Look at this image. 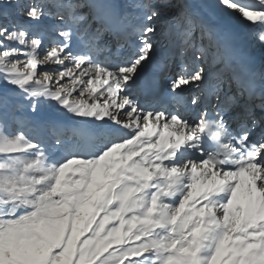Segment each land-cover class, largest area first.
I'll return each mask as SVG.
<instances>
[{
  "label": "rangeland",
  "instance_id": "obj_1",
  "mask_svg": "<svg viewBox=\"0 0 264 264\" xmlns=\"http://www.w3.org/2000/svg\"><path fill=\"white\" fill-rule=\"evenodd\" d=\"M56 1L68 7L66 8V10H69L66 15L68 18H65V13H62L58 15V18L51 19L49 7L47 4L41 6V0H30L27 8L24 5V0H21L22 4L20 0H0V6L9 9L2 20L4 23H0V36L11 39L13 37L18 45L17 51L0 54V102L1 106L5 99L13 104L15 102L20 105L24 104L22 113L5 120L8 126L13 128L14 124L18 122L16 118L20 119L19 117L22 116L25 119L22 126H15L11 130L13 133L8 142L12 144L13 151L20 149L22 152L20 153V159H13L11 165H14V162L16 163L15 171H23L24 167H29L27 169L32 170V172L26 174L21 172L20 178L17 175L16 179L15 177L11 179L12 183L8 187V190L12 191L11 194L0 196V264H145L147 258L135 253V249L141 247L138 241L140 235L137 234L134 238L129 232L131 223L139 231L141 227L139 221L128 218L130 216L128 215L125 218L129 220V223H124L122 227L119 226V223L125 219L124 217L120 221L111 220V218H116L119 211H107L105 213L103 210L104 206L110 204L111 199L108 198L110 196L113 198V192L106 196L103 202L100 200L103 199L105 192L109 190L110 184L113 183V166L116 165V168L124 167L126 177L129 179L127 183L141 182L138 181V175L146 173L151 178L152 188H150L148 194L145 193L141 201L136 203L135 208L141 210V216H147L146 212L150 211L152 205L155 204L157 211L154 217L168 221L165 229L160 230L165 234H168L174 225L179 222L182 214L169 227L174 221V214H178V211L174 207L173 209L169 207L172 205L168 204L170 202L164 201L163 195H153L151 201L149 200L150 194L156 188L160 190V184L171 174L179 176L176 166L171 168L165 165L158 166L159 164L150 163L147 160L148 155L152 154L153 151L157 153L158 145L155 147L156 149H147L140 146V144L149 146L152 138H160V135H156L149 138V143L141 142V134L144 135L146 131H149L145 126H150L153 124L152 122L157 124L155 121L161 117V114L146 115L139 118V115L135 114L129 96L124 94L117 100L116 92L118 90H116L114 84L109 85V77L91 61L88 51L86 57L69 56L68 51H64L65 48L69 49L70 45L80 46L90 36L94 39L97 38L99 33L97 27L93 29V23L88 20V17H83L87 15V12H85L86 6L77 10L82 4L79 3V0ZM118 1L127 8L128 14L132 16L131 20L129 19V24L134 26L139 20L143 22L140 39L145 46L162 47L166 41L174 36H176L175 39L178 42L182 41L184 43V40L187 39V42L180 48L183 57L182 61H180V56L178 57V71L176 70L177 75L174 86L180 87L181 90L189 88L186 92L194 90L198 77L196 81H193L195 77L188 75L192 74L193 76L198 71L202 72L212 62L215 65L216 56L214 55L216 50L214 43H210L208 38L200 35L202 29L195 30L194 21L187 19L182 14L183 11L178 8L177 3L172 0ZM229 1L233 3V6L237 5L236 8H241L238 12L243 15H241L242 17H246L252 12L257 13V11H261L260 9L264 10V0ZM12 4L15 6H12ZM250 9H256L257 11ZM185 10L187 11L186 8ZM219 11L226 14L222 7L219 8ZM239 14L237 16L240 17ZM15 16L18 20L14 19ZM229 16L232 17L230 14ZM60 19L63 21L70 20L71 24H59ZM89 22L90 28L88 26ZM241 22L244 21L241 20ZM183 25H186L184 29H182ZM187 26L194 29L193 34L190 36H187V33L190 32ZM46 28L48 32L45 34ZM16 33H23V36L17 37L18 34ZM60 34L64 35V39L60 37ZM65 34L69 41H67ZM197 38H199L198 44L202 45L194 51L196 64H186L187 60L191 58V52H193V46L197 43ZM48 40L58 41V43L42 47L41 44ZM99 57L96 58L99 59ZM184 64H186V67L183 68ZM231 88L230 80L223 79L218 86L217 96H219V92H222L220 99L228 98V91ZM28 100L33 102L37 115L33 113L34 111L31 113L27 107ZM90 105L93 110L89 109ZM112 108L113 110H125V112L121 111L125 119L121 120L122 124H119L118 128H125L127 132L131 130L132 134H135V131L140 132L138 125L144 124L140 127L144 130V133H136L135 136L139 144H135V140L130 141L129 144H110L111 154L106 161L89 157V154L76 155L75 157H69L68 160L66 159L67 156L63 155L59 161L50 160V157L53 156L52 152L58 150L59 147L58 143L53 140L47 142L41 138L42 135H47V128L50 127V124L58 126L56 123V120H58L59 126L64 129L68 126L67 123L73 125L75 123L74 119H78L81 122L85 121L86 125L92 122L94 126L101 128L99 126L103 125L96 120L105 118L94 110L100 109L103 112L112 110ZM77 111L82 113L85 118H77L74 113ZM4 113H6V109H4ZM105 121L110 123L107 122V119ZM25 123L33 124L35 131L43 128L46 133L43 132L40 135L37 133L35 140H33L32 134L27 135L26 133ZM163 123L165 125L163 127L169 126L171 132L176 129L174 128L176 127L175 124L181 126L177 121L171 119ZM158 131L159 133H165L161 129ZM179 136L173 137L184 143L186 134ZM21 145L25 147V150L21 148ZM63 145L71 153L72 145L67 146L66 143H61V146ZM125 146L126 148H124ZM103 148L100 146L98 149L103 151ZM75 151L77 152L79 149L77 148ZM25 153L27 156H24ZM154 157L152 155L153 160ZM65 165H67V168L63 170ZM70 167L72 168L71 171H69ZM192 168L198 167L192 166ZM189 169L190 166H186L180 170L186 173L184 179L189 180L190 186L187 191H179L182 194L181 201L185 199L184 194L186 192H192L195 187L197 188L206 183L205 178L201 177L199 168L196 169L193 175H190L189 171L185 172ZM102 170L104 172L102 176L95 175L97 171ZM244 172L253 184L260 177V171L257 167L244 168ZM87 173L89 174L87 175ZM222 178L224 179L222 182L236 180L233 172L225 173ZM213 179L219 180L218 176L212 175L209 181ZM91 180L95 183H91ZM66 182H69L72 188L66 186ZM29 183L32 184L27 186L26 184ZM31 190H33L32 193ZM69 192L75 193L67 196ZM173 192H175L174 188L166 191L165 188L163 189L166 200H168L167 196L170 195L171 197ZM244 193H246V190L237 189L232 196L223 197L225 202H221L224 206V208L222 207V211H224L222 213L213 210L219 202L208 206L207 212L202 208L195 210V223L190 216L191 222L189 225H193L185 228L184 238L191 245H194L193 247H195L199 234L206 236L208 240L213 239L216 246L219 244L218 247L227 241L228 253L221 264H236L235 262H238L240 255L246 252L244 245L250 244L251 249L248 250V255L253 257L254 260L243 262V264H264L263 229L258 227L246 228V224H242L239 234L236 229L232 233L227 231V229L230 230L231 225L234 227L232 223L238 222V220L230 219L228 214L233 215L235 212L236 203L232 204V199L236 195V202L240 201ZM194 196L195 193L187 200L186 206L189 201L193 200L196 204L191 207L190 212L198 206L205 207L200 205L202 203ZM116 198L124 201L126 196L124 194L116 196ZM96 199L97 203L95 204ZM158 202L159 204L161 202L167 204L158 209ZM119 205L117 203L118 210ZM175 205L176 203H174ZM239 205L237 203V207ZM212 206L214 207L211 208ZM109 225L117 228L108 230L106 227H110ZM150 244L151 249L149 251H155V255L149 258L148 264H177V260L174 258L180 257L173 255L171 251H168L167 256H162L158 249L157 240L152 241L151 239ZM205 256L207 260L204 264L220 262V255L218 254L214 261H210L213 253L205 252ZM172 260L173 262H171Z\"/></svg>",
  "mask_w": 264,
  "mask_h": 264
},
{
  "label": "bare ground",
  "instance_id": "obj_2",
  "mask_svg": "<svg viewBox=\"0 0 264 264\" xmlns=\"http://www.w3.org/2000/svg\"><path fill=\"white\" fill-rule=\"evenodd\" d=\"M89 1H90V3L93 6L92 9L94 10V14L97 17H99L100 15H98L97 11L100 10V8H103V6L102 5H96L97 0H89ZM202 1H205L206 4H208V5L210 4V5H214V6H217V7H222V9L226 11L227 15L229 16V14H230L232 17H230V16L229 17L230 18H234L233 20L236 21V22H241V20H242V21H244V24H248V23L255 24L257 21H260L261 23H264V13L263 12H257V13L256 12H252V13H249L246 17H242L243 15L241 14L242 15L241 16L239 14V12H238V11H240V9L239 8H236L235 7L236 5L233 6V4H230V3L228 4L225 0H202ZM180 2L183 3V5L187 9V11H192L194 9H197L198 6L203 11H205L204 8L202 7V5L199 3V0H193V1L192 0H180ZM97 7H99V8H97ZM108 8L110 9L111 12H114V4H108ZM197 14H198V12H197ZM238 14L240 15V17L237 16ZM207 15L208 16H211L209 13H207ZM112 17L113 16H111L110 19ZM215 24L217 25V22ZM205 26L210 27L209 25H205ZM225 27L226 28H229L227 26H225ZM117 33L122 34L121 32H117ZM224 38L226 40H229L230 39V37L227 34L224 35ZM69 49H68L69 51H71V50L74 51L76 49V50H78L77 53L80 52V49L82 50V48L79 45L78 46H76V45H70V48ZM87 51H88L89 54H92V52L90 50H87ZM221 53H222V50H221ZM223 55H224V57H223L222 61L218 65H221L223 63V61L226 62L228 60L227 59L228 56L226 54H224V53H223ZM97 56H100V55H97ZM230 56H231V62H232L234 60H237L239 58L240 54L235 49V50L232 51V53L230 54ZM218 60H219V58H217V60L215 59V64L218 62ZM253 66H255V64ZM225 67H226V65L222 66V68L220 69V71L223 70V68H225ZM252 81H254V77H250V82H252ZM80 106H82V105L80 104ZM74 113L77 116V118H79V119L85 118L84 115L82 113L78 112V111L77 112H74ZM112 116H114V117L117 116V118L119 120H122V119L124 120L125 119L124 115L121 112L118 115H117V112H114L112 114ZM74 120H75L74 121L75 123H73V125L72 124L70 125V124H68L66 122L67 125H68L66 127H68V128H74V129H69V130H75L76 131V135L78 137H81L82 136L84 138L83 141H82V143H84V144L90 143V141L88 140L90 136H89V133H87L88 131H86V128L87 127H91V128L93 127V129L90 131V133H92L94 135H98V139H100V138H107L109 134H113L115 132L116 133L117 132H121V133H125V134L127 133L128 134V132H127V130L125 128H121L120 127L121 128L120 129V128L117 127V129H114L115 130L114 131V130H112L110 128L103 129V126L97 125V126L101 127V128H98V127L94 126L92 124V122H89V124L86 125L85 121H82L81 122V120H78V119H74ZM56 123L58 124V127H60L58 120H56ZM189 123H191V122H188V124ZM107 124H110V123H107ZM152 125L153 124H151L150 126H147V125L145 126V128H147L149 131H146L144 135L141 134V142L143 141V143H149L150 142V139H149L150 137H153V136H156V135H160V138H161L163 136V134L165 135V133H159L158 128L156 127V125L154 127H152ZM175 126L176 127H174V128H176V129H173V131L170 134L172 137L173 136H176V137L179 136V135H176V132H178V133L180 132V136L187 133V129H185V132H184V129L181 126H179L177 124H175ZM206 127H207V125L204 124V123L200 124V126H199L200 130H202V131H205ZM162 129H165V128L163 127ZM205 132H206V134L209 133L208 130H206ZM216 132H217V134L219 135V137L222 140L228 139L227 138L228 133L226 131L224 133L223 130L221 129V127H218L217 126ZM173 139H174V144H173L174 145V148L180 150L181 148L184 147L185 142L182 143L180 140H177V138H174V137H173ZM194 139L196 141H198L200 138H199V136L195 135L194 136ZM95 143H96L95 141L91 142L90 146H93ZM161 143H165V142H161ZM190 143H192V142H190ZM251 145H253V144H251ZM157 148H158L157 149V153H155L153 151V153L151 154V155H154L155 156L154 157V160L152 159V162L157 163V164L160 165V164H162L161 161L162 160H165L164 157L165 156H168L169 157L170 156V153L168 151L163 150V147L162 146H159L158 145ZM67 152L68 151L66 149L56 150V151L52 152V155L53 156H51L50 160L59 161L63 157V155H68ZM84 155H85V153H84ZM249 155L255 156L256 153L255 152H250ZM225 156L229 160H232L233 162H240V155L237 154L234 151H227L225 153ZM208 159H210L211 161H214V160L217 161L216 158H213L212 157V153L208 157ZM88 167L90 168V165L89 164H88ZM254 167H257L258 170L260 171L261 168L263 167V164H258V165L254 166ZM152 170H153V168H152ZM232 172L235 174V178H236L235 182H232L231 180L226 181V182H222V180H224V179L222 178V176L221 177L218 176L219 180H217V179H213V180H210V181L208 180V182L206 181V183L201 184L200 186H198L197 192L195 193V196L194 197H196V198L198 197L197 199H199L200 202L202 203L200 205L210 206V205L215 204L216 202H219V203H217V206H220V207H223L224 208V206L221 204L222 201L225 202V200H224L223 197H225L227 195L232 196V194L237 189H242V190L244 189V191L245 190L247 191V186H246L245 181H246V179H249V178H248L247 174L244 172V168H235V169L232 170ZM88 174L89 173H87V175ZM215 177H217V176H215ZM138 178H141V179H143L146 182H150V183L152 182L151 181V178L146 173H140L138 175ZM193 178H195V177H193ZM202 178H205V177H202ZM181 181H182V179L179 176L172 175L171 174L164 182H162V184H160V187L162 186L163 189H164V186H165V191H166L167 190V187L169 189H172V187L174 185H177V183H180ZM254 182H256V181H254ZM65 185L68 186V187H70V188H72V186H71V184L69 182H66ZM211 185L214 187V191L216 189H219V191H225V190L226 191L221 196H217V195H215V192L213 193V189H212V186ZM208 187H209V189H211V192L209 194H206L205 193V188H208ZM253 189H254V187H252V190ZM74 193L75 192H69L67 196H69L71 194H74ZM177 195H178V190H175V192L172 193V196H177ZM243 195L245 197L243 196V198L240 201H237V202H236V199H235L236 198V195H234V198L232 199V204L236 203L235 207H237V203L240 204V205L243 203L244 204V206H243V208H244V213H243L244 220H246L247 223H249L250 222V219H254L255 222H254L253 226L254 225L255 226H258V228L263 229V231H264V200H262L260 194L257 193V190L254 191L253 200H254L255 208H253V207H249L250 206V203L247 200V198L249 197L248 196V193H244ZM169 196H167V198ZM214 196H216L217 198L214 199L215 198ZM171 200H172V202L174 201L172 199V197H171ZM195 205L196 204H195V201L194 200L191 201V202L189 201V204L185 207V210L182 213V216L179 219V222L176 225H174V227L170 231V234H165L163 231H161V232L159 231L158 233H156L155 240H157V245L163 251L162 253L164 255L168 251H171V253H173V255L176 254L177 256L181 257L182 259H187L189 257H193L194 256V254L196 252V247H193L194 245H191L184 238V234H185L184 233V230H185V228L187 226H189V224L191 222V217H190V214L189 213H190L191 207H193ZM226 205H227V202H226ZM58 206H59V204H58ZM213 207L214 206H212L211 208H213ZM213 210H216V209H213ZM218 211H220V210H218ZM248 227H250V225H248Z\"/></svg>",
  "mask_w": 264,
  "mask_h": 264
},
{
  "label": "trees",
  "instance_id": "obj_3",
  "mask_svg": "<svg viewBox=\"0 0 264 264\" xmlns=\"http://www.w3.org/2000/svg\"><path fill=\"white\" fill-rule=\"evenodd\" d=\"M9 1V0H6ZM30 1H26V8L29 6ZM21 3V0H20ZM22 4V3H21ZM12 6H15L12 4ZM18 47L16 43L13 41V37L11 38H3L0 36V54L6 52L12 53L13 51H17ZM3 60V59H2ZM4 103L1 106L0 102V196H6L8 194H11L12 191L8 190V187L10 186L11 182V174L12 169L6 164L7 159H13L14 157L18 156L19 150L13 151L12 144L8 142L11 138L8 136V127L6 126L4 122V118L2 116L3 109H6L7 112L11 113L12 116L15 115V110L18 106V104H13L9 102L8 100H4ZM20 110V108H19ZM135 195V194H133Z\"/></svg>",
  "mask_w": 264,
  "mask_h": 264
}]
</instances>
